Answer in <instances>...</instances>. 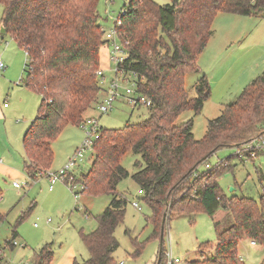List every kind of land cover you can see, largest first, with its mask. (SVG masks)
Returning <instances> with one entry per match:
<instances>
[{
	"label": "trees",
	"instance_id": "trees-1",
	"mask_svg": "<svg viewBox=\"0 0 264 264\" xmlns=\"http://www.w3.org/2000/svg\"><path fill=\"white\" fill-rule=\"evenodd\" d=\"M100 1L0 0L4 6L1 25L28 57L26 86L41 96L37 117L23 139L24 169L30 180L50 170L54 160L52 141L68 124H82L85 112L101 93L97 71L100 49L106 42L98 10ZM122 8L127 12L121 16V31L131 41L124 67L144 79L139 90L152 105L149 117L142 122L113 129L101 126L91 167L79 180L83 185L80 194H107L112 199L97 216V228L91 233L81 232L89 257L84 261L75 259L72 264H120L114 257L119 247L115 231L124 222L127 200L118 193L117 186L129 176L122 165L129 151L141 153L143 158V162L136 163L140 169L132 177L151 209L147 217L153 226L150 238L161 240L155 264H168L161 238L173 216H196L201 211L213 216L219 209L229 211L233 223L220 230L219 222H215L217 243L201 245L200 258L188 264H245L239 255L240 241L255 240L264 247V194L260 202L244 195L229 196L219 183L229 163L211 169L201 167L218 150L262 135L264 72L227 103L218 117L208 120L202 139L194 136L193 119L181 124L177 121L184 111L201 113L211 97L207 75L198 79L195 97L190 96L185 76L202 72L198 58L212 36L216 16H260L264 0H171L165 5L153 0H130ZM27 215L24 213L19 220ZM4 218L0 212V222ZM17 236L14 229L5 246L15 248ZM132 242L134 254L139 255L144 244L134 238ZM54 259L50 242L35 251L30 264H53Z\"/></svg>",
	"mask_w": 264,
	"mask_h": 264
},
{
	"label": "rangeland",
	"instance_id": "rangeland-1",
	"mask_svg": "<svg viewBox=\"0 0 264 264\" xmlns=\"http://www.w3.org/2000/svg\"><path fill=\"white\" fill-rule=\"evenodd\" d=\"M153 1L159 5L171 3V0ZM125 2L127 0L100 1L98 10L104 29L114 28V21L119 18ZM3 10L4 6L0 3V55L7 65L6 70L0 73V212L5 217L0 222V264H30L35 251L50 242L55 252L53 264L66 256L84 261L90 254L81 238V232L91 233L97 228V216L110 205L112 198L107 194L76 196V188L73 189L63 181L57 182L54 189L50 190L46 174L36 180L29 179L24 169L26 153L23 139L37 117L41 96L26 86V51L10 33L2 32ZM213 29L214 36L198 58V64L204 71L187 73L185 82L190 96L195 97L197 81L205 74L211 87H214V93L206 101L201 113L187 110L177 121L181 124L193 119L196 139H202L207 133L208 120L221 114L222 100L234 101L241 93L238 89L248 85L264 71V13L258 17L218 14ZM218 51L220 55L216 56ZM223 58L226 64L224 67L220 65ZM100 62V68L107 77L105 85L108 86L115 65L107 43L100 49ZM252 66L257 71L250 70ZM224 68L230 70L225 72ZM20 78H23V82L17 84ZM125 86L126 82L122 81L120 92L124 93ZM228 91L230 96L227 95ZM97 99L103 101L105 94L101 92ZM149 113L148 106L136 107L124 97H119L108 113H102L98 103L94 102L84 116L93 115L100 126L113 129L142 122L149 117ZM85 132L81 124L70 123L64 127L52 141L54 160L50 171L59 170L68 162L84 141ZM239 146L218 150L209 158L208 163H229L230 168L219 179L224 193L229 196L244 195L260 202L264 194V147L254 157L248 156L246 152L240 158L236 155ZM94 157V151L87 152L85 160L74 170L79 180L90 169ZM138 161L143 162L142 154L134 151H129L122 159V165L129 171V176L120 181L117 191L127 200V206L124 222L115 231L119 247L114 257L118 263L123 264H155L161 240L150 238L153 226L148 223L147 217L151 215V209L139 193V184L132 177L140 169L136 165ZM201 168L206 167L203 165ZM16 181L21 184V188L15 187ZM134 202H138L142 209H138ZM24 213L28 215L20 221ZM233 221L231 213L225 209H219L213 216L204 211L196 216L175 215L170 219L165 232V251H171L173 258L180 259L178 264H188L200 258L201 245L217 243L215 222H219L218 228L223 230ZM14 229L18 232L14 241L19 244L11 249L5 246V242L11 239ZM127 230H130V234L126 233ZM132 238L144 244L139 255L134 254ZM250 241H240L239 255L245 264H261L264 261V247L253 245ZM204 251L211 253L210 249Z\"/></svg>",
	"mask_w": 264,
	"mask_h": 264
},
{
	"label": "built area",
	"instance_id": "built-area-1",
	"mask_svg": "<svg viewBox=\"0 0 264 264\" xmlns=\"http://www.w3.org/2000/svg\"><path fill=\"white\" fill-rule=\"evenodd\" d=\"M129 2V0H127ZM127 12V8H122L119 18L114 21V28L110 30H104V40L111 48V60L114 63L115 67L112 70V76L109 79L108 86L105 85L107 77L105 76V71L103 69H98L97 76L99 84L101 86V92L105 94V99L101 102L96 100L98 103V109L102 113H108L113 109L115 102L119 97H124L126 101L134 106L145 105L151 107L152 101L139 90L140 82L144 81L143 78H140L139 74L135 71L128 70L124 67L126 60L129 58L131 42L129 39L124 38V34L121 31L123 26V21L121 16H124ZM7 68L6 62L3 57L0 55V73L5 71ZM126 82L124 93L120 92L121 82ZM23 78L17 82L21 84ZM7 104H5L6 106ZM81 126L85 129V139L82 144L74 151V154L69 158L68 162L59 170L56 171H47L45 174L49 178L50 190L54 189V186L57 182L63 181L68 185L72 186L73 189L76 188L75 194L79 196L81 189L83 188L82 183L75 176L74 170L78 168L81 163L85 160V154L89 151L94 150V145L96 140L100 137L101 126L98 122V119L95 117L85 118ZM264 147V126L263 133L260 137H256L250 142L244 143L237 147L236 155L240 158H243L245 153H250L252 157L256 156V152ZM2 160H0V163ZM211 165L206 162L205 167L211 169L217 165ZM77 183L79 185L77 186ZM15 187L21 188L19 182H14ZM77 188H80L79 190ZM139 193L143 194V191L139 189ZM134 205L138 209H142L141 205L138 202H134ZM253 245H257L255 240H252ZM15 246L18 245L14 241ZM166 257L168 258V264H178L181 262L178 258H173L171 251H165ZM28 264V263H26ZM123 264V262H120Z\"/></svg>",
	"mask_w": 264,
	"mask_h": 264
},
{
	"label": "crops",
	"instance_id": "crops-1",
	"mask_svg": "<svg viewBox=\"0 0 264 264\" xmlns=\"http://www.w3.org/2000/svg\"><path fill=\"white\" fill-rule=\"evenodd\" d=\"M219 14H222V13H219ZM216 17H217V16H216ZM257 17H258V16H257ZM214 22H215V21H214ZM214 31H215V30L213 29V32H214ZM213 36H214V34L212 33L211 38H212ZM211 38H210V40H211ZM209 43H210V41L208 42V45H209ZM208 45H207V46H208ZM207 46H206V47H207ZM218 54H219V51L217 52V55H216V56H218ZM219 55H220V54H219ZM222 55H223V54H222ZM219 61H220V60H219ZM220 63H221L220 65H222V67H224V65H226V64H225V61H224V58H223V60L221 59ZM217 64H218V63H217ZM207 67H209V65H207ZM224 69L226 70V68H224ZM202 70H203V69H202ZM227 70H230V69H227ZM227 70H226L225 72H227ZM250 70H252L253 72L257 71V70H254V69H253V66L251 67ZM203 71H204V70H203ZM219 71H221V70H219ZM263 72H264V71H263ZM263 72H262V73H263ZM262 73H261V74H262ZM261 74H259V75H261ZM259 75H257V77H258ZM222 77H223V75H222ZM255 78H256V77H255ZM255 78H254V79H255ZM252 80H253V79H252ZM252 80H251V81H252ZM251 81H250V82H251ZM250 82H249V83H250ZM211 85H212V84H211ZM245 87H246V86L241 87V88L238 89V90H240V91L242 92L243 89H244ZM213 93H214V87L212 86V94H213ZM227 95L230 96V95H229V91L227 92ZM238 96H239V95H238ZM238 96H237V97H238ZM237 97H236V98H237ZM236 98H235V99H236ZM235 99H233V100H235ZM229 100H230V99H229ZM229 100H228V101H229ZM228 101H227V100L224 101V99L222 100V103L224 102V103H223V108H222V110L224 109L225 105H226L227 103L231 102L232 100L229 101V102H228ZM221 112H222V111H221ZM88 117H94V116H93V115H85V118H88ZM244 240H250V239H244ZM250 242H251V241H250ZM75 259H76V258H75L74 256H73V257H70V256L67 257V256H66V257L62 258V259H61L58 263H56V264H72L73 261H74ZM241 259H242V258H241ZM53 263H54V262H53Z\"/></svg>",
	"mask_w": 264,
	"mask_h": 264
},
{
	"label": "water",
	"instance_id": "water-1",
	"mask_svg": "<svg viewBox=\"0 0 264 264\" xmlns=\"http://www.w3.org/2000/svg\"><path fill=\"white\" fill-rule=\"evenodd\" d=\"M2 32H5V29H4L3 27H2ZM165 219H166V216L164 217L163 222H165ZM163 238H164V237H163V232H162V238H161V239L163 240Z\"/></svg>",
	"mask_w": 264,
	"mask_h": 264
}]
</instances>
